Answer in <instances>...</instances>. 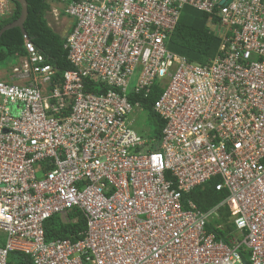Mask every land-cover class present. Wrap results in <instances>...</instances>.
Returning <instances> with one entry per match:
<instances>
[{"label":"built area","instance_id":"built-area-1","mask_svg":"<svg viewBox=\"0 0 264 264\" xmlns=\"http://www.w3.org/2000/svg\"><path fill=\"white\" fill-rule=\"evenodd\" d=\"M63 0L59 71L29 39L0 77V264H264V0ZM185 7L220 40L206 64L173 53ZM0 0V22L13 14ZM216 19V22L213 20ZM67 21V20H66ZM157 92L159 139L133 130ZM214 183L202 212L186 198ZM226 208L227 242L207 225ZM85 221L45 240L53 217ZM216 229H220L217 226Z\"/></svg>","mask_w":264,"mask_h":264},{"label":"trees","instance_id":"trees-1","mask_svg":"<svg viewBox=\"0 0 264 264\" xmlns=\"http://www.w3.org/2000/svg\"><path fill=\"white\" fill-rule=\"evenodd\" d=\"M11 1L14 6L13 14L8 19L0 22V30L16 21L20 16V6L14 0ZM62 1L26 0L27 19L23 25L27 38L46 57L47 63L59 71V74L71 69L67 61V52L63 49L65 38L53 32L45 20V15L50 11L51 4H59ZM198 13V18L192 22L186 21L181 15L172 35L169 49L191 63L204 65L216 56L220 40L206 26L208 15L201 12ZM213 21L216 22V19ZM24 54V37L21 31L12 29L4 32L0 37V64L6 57L16 58V56H23ZM157 98L158 94L155 91L150 96L140 99L142 110L150 114L155 121V139H159L164 125V122L152 112V105ZM185 197L193 201L198 210L208 212L220 204L225 199L226 194L224 192H216L214 183L211 182L197 187ZM69 218H76L75 223L62 224L57 217L47 221L44 225L45 240L50 241L59 238L77 239L78 234L85 229L84 218L78 211H73ZM228 220L229 215L226 208H220L217 217L207 225V230L214 233L217 240L227 242V239L232 236L234 231ZM217 226H220V229H216ZM1 238L2 236L0 235V244L3 242ZM9 264H30V261L23 255L11 253Z\"/></svg>","mask_w":264,"mask_h":264},{"label":"rangeland","instance_id":"rangeland-1","mask_svg":"<svg viewBox=\"0 0 264 264\" xmlns=\"http://www.w3.org/2000/svg\"><path fill=\"white\" fill-rule=\"evenodd\" d=\"M53 5V6H52ZM51 10L52 8L58 10L62 13V7L56 4H51ZM51 10L45 15V20L48 24V26L53 30V32H57V34L63 36L65 29L69 27L70 20L67 16L65 19H59L55 21L52 19L53 14L51 13ZM182 17L185 18L186 21L192 22L195 19L198 18L199 13L189 7H185L182 11ZM18 61L16 58H10L6 57L0 64V77L4 78L5 76H9L10 69L14 67ZM131 120L133 121L132 128L134 131H136L139 135L147 138H153L156 137V126L154 119L148 114L145 110H136L131 115ZM2 236V233H0ZM4 240V237L2 238Z\"/></svg>","mask_w":264,"mask_h":264},{"label":"water","instance_id":"water-1","mask_svg":"<svg viewBox=\"0 0 264 264\" xmlns=\"http://www.w3.org/2000/svg\"><path fill=\"white\" fill-rule=\"evenodd\" d=\"M231 0H222L220 2V5H225L227 3H229ZM14 2H16L19 6H20V16L19 18L12 22L9 25L4 26L1 30H0V37L2 36V34L6 31L12 30V29H19L21 31L22 36L24 37V39H28L27 38V34L24 30V23L27 19V2L26 0H14ZM243 264H248L246 259H242Z\"/></svg>","mask_w":264,"mask_h":264},{"label":"crops","instance_id":"crops-1","mask_svg":"<svg viewBox=\"0 0 264 264\" xmlns=\"http://www.w3.org/2000/svg\"><path fill=\"white\" fill-rule=\"evenodd\" d=\"M53 6V5H52ZM54 21H55V19L54 18H52ZM56 34H57V32H56ZM59 35V34H58Z\"/></svg>","mask_w":264,"mask_h":264}]
</instances>
